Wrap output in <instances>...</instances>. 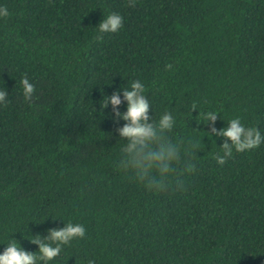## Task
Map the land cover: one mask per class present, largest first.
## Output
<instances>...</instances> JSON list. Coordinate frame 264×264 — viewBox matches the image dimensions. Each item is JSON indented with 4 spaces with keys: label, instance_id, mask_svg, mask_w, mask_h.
I'll return each mask as SVG.
<instances>
[{
    "label": "trees",
    "instance_id": "1",
    "mask_svg": "<svg viewBox=\"0 0 264 264\" xmlns=\"http://www.w3.org/2000/svg\"><path fill=\"white\" fill-rule=\"evenodd\" d=\"M0 5L10 13L0 19V87L9 93L0 106V241L35 251L28 238L64 220L86 236L51 264H264V144L218 165L226 138L202 121L212 110L217 129L239 116L264 133V0ZM112 12L124 17L121 30L98 33ZM135 80L150 115L172 111L175 136L200 148L191 170L178 169L182 189L170 178L165 191H148L117 168L123 121L102 105Z\"/></svg>",
    "mask_w": 264,
    "mask_h": 264
},
{
    "label": "clouds",
    "instance_id": "2",
    "mask_svg": "<svg viewBox=\"0 0 264 264\" xmlns=\"http://www.w3.org/2000/svg\"><path fill=\"white\" fill-rule=\"evenodd\" d=\"M135 0H128V6L133 7ZM6 6L0 5V19L9 16ZM124 17L118 12H112L104 16L98 23V33H117L121 30ZM98 39L102 36H98ZM171 64L166 69L171 70ZM22 95L31 102L35 93V85L30 82L27 75L21 77ZM147 88L139 80H135L129 87H121L113 90L110 96H106L102 107L111 105V118L114 122L123 121L116 133L121 141L119 147V160L117 168L131 177L146 190L155 193L165 191L170 187L169 180H176L175 189L183 188V182L178 178V169L181 165L191 170L192 157L195 150L200 149L191 143L186 137H176L174 130L177 127L176 115L167 109L159 115H150L153 111L150 98L146 95ZM9 103V93L0 87V106ZM124 104V110L120 105ZM190 109H198L195 105ZM216 111L203 113L202 121L211 124L210 136L226 138L220 146L223 154H216L218 165H223L226 159L231 157L233 151L247 152L264 144V133L258 127H246L239 116L227 121L226 127L217 129ZM86 228L81 223L67 222L63 220L62 227L48 229L44 236L36 235L28 238L37 245L35 251L26 250L15 238H10L6 246L0 250V264H51L60 256L64 246L72 241L83 239L86 236ZM89 264H93L89 261Z\"/></svg>",
    "mask_w": 264,
    "mask_h": 264
}]
</instances>
